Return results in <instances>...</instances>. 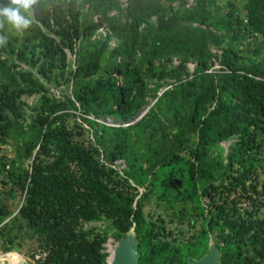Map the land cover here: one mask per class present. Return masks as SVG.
Masks as SVG:
<instances>
[{
    "label": "trees",
    "instance_id": "16d2710c",
    "mask_svg": "<svg viewBox=\"0 0 264 264\" xmlns=\"http://www.w3.org/2000/svg\"><path fill=\"white\" fill-rule=\"evenodd\" d=\"M31 14L23 33L0 29V175L22 196L4 223L0 205L5 243L24 221L43 264H106L133 227L137 264H186L209 238L221 264H264V0H38Z\"/></svg>",
    "mask_w": 264,
    "mask_h": 264
},
{
    "label": "rangeland",
    "instance_id": "374dc122",
    "mask_svg": "<svg viewBox=\"0 0 264 264\" xmlns=\"http://www.w3.org/2000/svg\"><path fill=\"white\" fill-rule=\"evenodd\" d=\"M221 1L225 2L226 0H221ZM232 1L237 7V9L240 10L243 7L246 0H232ZM214 51H217V50H214ZM217 52L220 53V51H217ZM174 61L177 62V60H174ZM195 64H196L195 62H186V66L188 67H193L195 66ZM216 69H220V65H218ZM50 90L51 92L54 93L56 97H58V95L60 94V88L58 89V88L51 87ZM33 99L34 97H30V98L25 99V101L31 104ZM147 108L148 107H145V109ZM72 121H73V118L71 119L70 123H72ZM230 142L231 141L220 143L221 146L224 148L225 152L227 151V148ZM10 147L11 146H1L0 154L1 153L4 155L8 154V156H11ZM123 166L124 164L119 165L118 168L123 167ZM2 179L3 177L0 175V205L7 203L9 206V210L6 212L8 215H2V222L4 223L8 221L11 216L16 214L21 204L22 196L20 195V192L18 190H16L14 194L9 193L7 191L8 189L7 185L9 184L7 185L2 184ZM139 190L142 191V189H139ZM158 198L159 197L157 196V194L155 193L151 194L145 206V211L149 209L150 205L154 206L156 203H158L160 199ZM19 224H20V221L15 222V226H17L19 230L17 231V233L15 232L16 237L13 239L12 244H6L5 243L6 238L4 240V238L0 237V264H43L42 262L43 260L35 261L32 257V255L34 256L35 253L39 252L36 239L30 236L31 231H29V229L26 227V224L24 221H22L21 227L19 226ZM167 225L172 229H175V230L177 229V223L175 221L167 222ZM17 227H15L14 229H16ZM84 227L86 226L84 225ZM188 229L189 227L185 225L184 230H186V235L190 233L189 231H187ZM112 243L114 244V241H112ZM6 246H11V250L7 251L5 249ZM111 246L112 245H110L108 248L105 245V247L109 249L110 252H111Z\"/></svg>",
    "mask_w": 264,
    "mask_h": 264
},
{
    "label": "water",
    "instance_id": "95a60500",
    "mask_svg": "<svg viewBox=\"0 0 264 264\" xmlns=\"http://www.w3.org/2000/svg\"><path fill=\"white\" fill-rule=\"evenodd\" d=\"M141 112L138 113L137 117H139L134 121H137L141 117ZM134 121L127 124L133 123ZM180 184L181 181L178 178L169 180V185L173 189H176L178 186H180ZM110 239L113 241V238ZM110 239L107 240L105 245H107ZM138 243L139 241L134 232V228L131 227L122 237H120L117 241H114V255L112 264H137ZM106 251L108 252L107 248ZM108 257L109 252L106 257V264H108ZM186 264H221L219 249L212 238H209L207 249L204 254L199 259L188 258Z\"/></svg>",
    "mask_w": 264,
    "mask_h": 264
},
{
    "label": "clouds",
    "instance_id": "9594fccd",
    "mask_svg": "<svg viewBox=\"0 0 264 264\" xmlns=\"http://www.w3.org/2000/svg\"><path fill=\"white\" fill-rule=\"evenodd\" d=\"M38 0H8L7 4L0 5V29L5 24L17 33H23L32 27V7ZM7 43V36L0 35V47Z\"/></svg>",
    "mask_w": 264,
    "mask_h": 264
},
{
    "label": "built area",
    "instance_id": "2783aa9c",
    "mask_svg": "<svg viewBox=\"0 0 264 264\" xmlns=\"http://www.w3.org/2000/svg\"><path fill=\"white\" fill-rule=\"evenodd\" d=\"M218 67V65L217 64H214L213 65V67L209 70V71H212V72H218L219 71V69H216ZM168 87H170V85H168V86H165V87H163L162 89H160L159 90V92H158V94H160L163 90H165L166 88H168ZM147 111V109H144V110H142V114L140 115V116H142L145 112ZM139 117V116H138ZM137 116L132 120V121H134L136 118H138ZM97 121H99V122H103V123H105V124H107V125H112V126H118L119 125V123H117L116 121H113L111 118H109V117H106V118H103V119H96ZM131 121V122H132ZM127 123L125 122V123H123L122 125H126ZM47 253H46V251H39L38 253H35L34 254V256H33V259L35 260V261H39V260H43L44 258H45V255H46Z\"/></svg>",
    "mask_w": 264,
    "mask_h": 264
},
{
    "label": "bare ground",
    "instance_id": "6f19581e",
    "mask_svg": "<svg viewBox=\"0 0 264 264\" xmlns=\"http://www.w3.org/2000/svg\"><path fill=\"white\" fill-rule=\"evenodd\" d=\"M111 246V252L109 251L108 249V252H109V257H108V264H112V261H113V255H114V244L112 243V240H110L108 243H107V247L109 248V246Z\"/></svg>",
    "mask_w": 264,
    "mask_h": 264
},
{
    "label": "crops",
    "instance_id": "0c3cea01",
    "mask_svg": "<svg viewBox=\"0 0 264 264\" xmlns=\"http://www.w3.org/2000/svg\"><path fill=\"white\" fill-rule=\"evenodd\" d=\"M165 86H167V85H165ZM165 86H163V87H165ZM163 87H162V88H163ZM162 88H160V89H162ZM160 89H159V90H160Z\"/></svg>",
    "mask_w": 264,
    "mask_h": 264
},
{
    "label": "flooded vegetation",
    "instance_id": "af4514ba",
    "mask_svg": "<svg viewBox=\"0 0 264 264\" xmlns=\"http://www.w3.org/2000/svg\"><path fill=\"white\" fill-rule=\"evenodd\" d=\"M173 179H175V178H173ZM173 179H172V180H173ZM167 182H168V184H169V181H167Z\"/></svg>",
    "mask_w": 264,
    "mask_h": 264
}]
</instances>
